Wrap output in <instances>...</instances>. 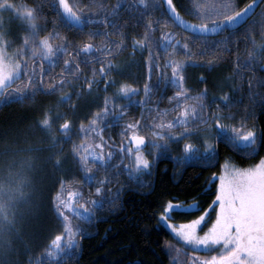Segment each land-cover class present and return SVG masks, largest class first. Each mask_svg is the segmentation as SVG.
Listing matches in <instances>:
<instances>
[{
	"label": "snow or ice",
	"instance_id": "1",
	"mask_svg": "<svg viewBox=\"0 0 264 264\" xmlns=\"http://www.w3.org/2000/svg\"><path fill=\"white\" fill-rule=\"evenodd\" d=\"M257 5L258 0H249L242 7L234 0H191L188 9L183 4L178 6V0H121L111 6L103 0H76L75 3L70 0H0V101L7 103L26 97L33 100L32 106L38 114L31 119L47 138L46 147L50 151L46 159L56 171H62L64 162L71 160L83 174V182L99 185L94 188L99 198H87L93 207L103 206L105 196L100 194L110 191L104 185L121 175L120 165L111 164L114 156L121 163L128 158L130 163L123 165V171L130 177L151 175L160 155L169 150L170 143L178 141H184L180 160L197 159L212 164L221 139L247 156H257L244 166L225 159L219 173L212 174V180L219 182L214 198L202 211L196 200L185 203L173 197L163 203L159 219L188 245L204 246L209 251L218 249V253L213 251L210 257L200 258L202 264H264V155H260L264 129L248 125V120L256 115L255 109L258 106L264 109V8L258 17L248 20ZM180 7L194 13L201 22L183 18ZM121 8L128 12L135 10L132 25L123 20ZM93 20L103 27L89 29ZM61 23L65 27L79 28L80 34L86 37L71 51L70 41L59 31ZM169 23L178 24L192 35L181 38L177 32L167 29ZM225 29L230 30L228 36L210 39L211 35ZM157 31L162 39L154 37ZM96 36L103 38L100 43L93 39ZM241 39L245 45L243 54L239 53ZM57 40L59 42L54 43ZM129 48L128 55L133 58L137 51L147 52L142 56L145 68L142 83L129 79L133 75L129 68L137 63L135 59H116ZM180 53L183 58H179ZM58 54L62 67L59 72H53L52 67L57 64L53 58ZM225 59L228 61L225 67L231 71L219 86L229 91L208 98L207 84L195 94L185 86L187 67L211 71ZM46 61L49 67H45ZM81 64L87 68H81ZM153 70L159 73L160 79L170 81L178 89L166 97L171 107L159 106L165 99L163 96L149 104L153 95ZM81 78L89 94L93 85L104 93L103 103L84 119L78 116L74 119L75 105L68 102L73 95L83 94L73 83ZM199 79L204 83L208 77L201 73ZM69 84L73 91L64 92ZM245 88L243 95L249 103L245 105V115L239 118V127L236 123H222L227 119L236 121V114L213 111L210 104L220 101L217 108L222 104L231 109L244 102L234 93ZM110 89L111 94H108ZM141 92L144 96L136 99ZM37 93L55 99L37 104ZM119 100L125 103H118ZM133 104L140 106L139 118L128 117ZM62 106L72 108L73 112L61 110ZM114 125L119 127V142L104 134L106 128ZM73 135L78 139L73 140ZM193 135L199 136L202 148L186 139ZM66 141L69 142L67 152ZM93 165H98L95 171ZM110 165L115 171L96 179V173L107 170ZM57 184V191L50 200L63 221V231L55 234L46 248L52 258L71 256L76 246L75 237L81 229L73 224L68 213L84 219L90 215L87 204L74 202L84 199L81 181H77L75 175L58 176ZM25 185L35 187L27 177H21L15 185L11 180L0 179V257L3 258L0 264H5L8 253L19 255L30 250L24 239L25 234L30 235L25 223L20 222L17 227V221L9 219L10 214L15 217L11 209L20 202L36 209L28 220L29 225L37 215L42 201L32 199L33 191L26 194ZM120 190H116L108 203L114 206ZM81 209L85 211L82 213ZM174 211L199 214L174 224L169 219Z\"/></svg>",
	"mask_w": 264,
	"mask_h": 264
},
{
	"label": "trees",
	"instance_id": "2",
	"mask_svg": "<svg viewBox=\"0 0 264 264\" xmlns=\"http://www.w3.org/2000/svg\"><path fill=\"white\" fill-rule=\"evenodd\" d=\"M70 2L75 3L76 0H70ZM103 2L111 6L121 2V0H103ZM234 2L242 7L249 0H234ZM180 4L187 6L188 9L191 8V0H178V6ZM262 8H264V0H258V5L252 15L248 17V20L250 21L254 17H258ZM180 12L187 20L200 22L198 17L186 10L185 7H180ZM158 13L159 10H157ZM120 14L123 20H128L129 25L135 22V10L128 12L124 8H121ZM49 15L53 14L49 13ZM129 17H132V19H129ZM102 27L103 25L97 23L95 20L88 25L89 29ZM167 29L177 32L181 38L184 35H192L191 32H184L181 27L172 23L167 25ZM136 30L139 31L141 29L138 26ZM59 31L62 36H66L70 41V51L77 43L86 39V37L80 34L79 28L65 27L63 23L60 24ZM229 32V29H225L219 32L218 35L210 37V39L218 40L223 36H228ZM153 35L158 40L162 39L158 31ZM93 39L96 43H100L103 38L96 36ZM58 42V40L54 41V43ZM238 45L239 53L243 54L245 47L243 39L238 41ZM159 50L163 53L162 48ZM130 51V48L125 49L116 59L123 61L135 59L137 63L129 68V71L133 74L129 79L130 82L135 80L142 83L145 78L142 56H146L147 52L141 53L137 51L133 58L128 55ZM224 55L228 56L230 54L224 53ZM179 58H183L182 53L179 54ZM53 59L57 61V64L52 67V71L59 72L62 67V64L59 63V54ZM227 63L228 61L225 59L211 71L203 67H187L185 69V86L195 94L204 87V84H207L208 98L213 95H221L223 91H229V89H222L219 86L223 82V78L231 71L225 67ZM160 64H164L163 55H161ZM45 67H49L48 62H45ZM81 68L86 69L87 65L81 64ZM167 71L170 73V70ZM201 73L208 77L204 83H201L199 79ZM158 80L159 86L157 87L156 82ZM214 80L216 83H213ZM151 81L153 82V95L149 104L154 103L163 96L165 99L159 106L171 107L166 97L172 95L178 89L170 81L165 82V80L160 79L159 73L156 70L152 72ZM73 83L80 88L83 94L79 97L73 95L68 103L75 105L73 118L75 119L78 116L80 119H84L90 111L102 105V95L104 93L98 91L96 85H93L91 94H89L83 78L73 81ZM82 85L83 87H81ZM63 91L72 92V85H66ZM246 91L247 89L245 88L242 92L234 93L235 96L243 99V103H237L231 109H228L222 104L217 108L216 105L220 104V101H216L210 104L211 110L234 112L237 120L227 119V121H230V124L236 123L237 127H239V118L245 115V105L249 103L243 95ZM108 94H111V89ZM142 94L143 92L136 99L142 98ZM51 99H55V97L45 96L43 93H37L35 97L37 104L43 100ZM117 102L125 103L124 100ZM32 105L33 100L27 97L13 99L7 103L0 101V165H3L6 172L15 173L18 176L21 172L25 171L18 168V166H22L24 161L30 159L31 164L34 167L37 165L38 171L40 170L38 174L43 172L40 175V182H38L41 190L40 193L38 192L37 197L42 201L40 205L41 211L38 212L40 214L39 222L36 224L31 223L26 227L29 232L41 233L25 239L28 241V248L30 250L19 254L18 264H58V262L59 264H202L200 258L210 257L213 251L218 253V249H213L212 251L206 248L196 249L171 232L163 224L162 220L159 219L162 205L168 199L179 197L185 203L191 200L198 201L200 210L202 211L214 198L215 186L219 181H213L212 174L219 173L221 170L220 164L225 159H229L237 166H244L256 160L257 156H247L242 150L238 151L221 139L217 144V156L212 164L192 162L177 165L175 163V156H178L182 152L184 141L172 142L169 153L159 157L152 168L151 175L134 177L128 176L126 171H123V165L130 163L128 158L125 157L121 163L114 156L111 164L120 165L118 170L121 171V175L118 178L113 177L112 183L104 185L110 191L106 194H100L105 196L103 206L93 207L88 203L87 198H99L98 194L94 191V188L99 185L83 182V174L71 160L64 162L62 171H56L51 167L50 162L46 159L50 151L46 147L48 143L47 138L31 119L38 114ZM65 109L70 113L73 112L72 108L62 106L61 110ZM255 111L256 115L248 120V125L252 126L254 124L258 129H264V109L258 106ZM139 113L140 106L133 104L128 110V117L139 118ZM85 123H87V120H85ZM108 123L111 124V120ZM222 123L224 122L222 121ZM118 133L119 127L114 125L106 128L104 134L106 138L110 135L116 142H119ZM191 138H194V135L186 137L188 141ZM72 139L77 140L78 138L73 135ZM64 147L67 152L69 142H64ZM260 155H264V147H261ZM97 167L98 165H93V171ZM113 171L115 170L111 165L107 170L101 169L96 173V179L99 180ZM70 174L75 175L77 181H81L80 186L84 195L83 200L75 202L87 204L88 209H90V215L88 219H84L79 223L81 231L75 237L77 243L75 248L71 250L73 254L71 256L61 255L52 258L47 255L46 248L53 236L63 231V221L57 215L54 202L50 200V197L57 191V177L68 176ZM72 187H75V185ZM118 188L121 190L119 196L114 200L113 206V204L108 203V200L115 195ZM41 193H43L42 196ZM84 211L82 209V213ZM198 214L199 212L174 211L172 212L173 216L171 219L177 222L175 224H178ZM177 248L179 252L176 251ZM193 253H195V256H193Z\"/></svg>",
	"mask_w": 264,
	"mask_h": 264
},
{
	"label": "rangeland",
	"instance_id": "3",
	"mask_svg": "<svg viewBox=\"0 0 264 264\" xmlns=\"http://www.w3.org/2000/svg\"><path fill=\"white\" fill-rule=\"evenodd\" d=\"M5 15H7V13H5ZM201 22V21H200ZM199 21L196 22V23H200ZM47 62V61H46ZM144 96V94H142ZM189 103H192V101H189ZM225 124H230V121H227V120H222ZM221 121V122H222ZM209 123H211V121H209ZM177 131H179L180 129H176ZM196 136V138H195ZM189 142L197 145L199 148H202L203 145L199 139V136L198 135H194V138H191L189 140ZM171 144V143H170ZM233 146V145H232ZM234 148H236L238 151H241V149H238L237 147L233 146ZM169 148H170V145H169ZM145 151L147 152L148 149H145ZM169 153V150L165 153H162L160 155L163 156L165 154H168ZM182 152H180L178 154V156H175V163L177 165H184V164H187V163H192V162H201V163H206L205 161L203 160H197V159H192V160H180L178 159V157L182 156ZM30 159H27V161H24L22 166H18V168L20 169H23L25 171L21 172V174H19L18 176L15 175V173H8L6 172V169L3 167V165H0V179H3L5 182H7L8 180H11L13 185L16 184V182L21 178V177H27L30 181H31V184L34 185V189L28 187L27 185H25L24 187V192L27 194L29 191H33L34 194H33V197L32 199L35 201H38V192L40 193V190L41 188L39 187L38 185V182H40V175L43 173H40V170L38 171V168H37V165L34 167L31 162ZM29 164H31V167H29ZM33 166V167H32ZM154 166V165H153ZM237 166V165H236ZM75 202V201H74ZM78 203V202H77ZM81 204V203H78V205ZM41 205V204H40ZM36 209H34L33 207H31L29 204L27 203H23V202H20L16 205H14V207L11 209V212H14L15 213V217H13L11 214L9 215V219H15L17 221V227L19 226V223L20 222H23L25 223V226L27 227L29 225L28 223V220L30 218V216L32 215V213L35 211ZM41 211V207L38 208L37 210V215L35 217V219H33L31 221V223H38L39 222V218H40V214L38 212ZM82 211V210H81ZM21 214H23V216H21ZM71 218H72V222L74 225H78L79 226V223L82 222L84 220V218H81V217H76L75 215L71 214V213H68ZM172 213L169 217V219H171L172 217ZM172 220V219H171ZM163 224L168 228V225L162 221ZM172 222L175 224L177 222H175L174 220H172ZM169 229V228H168ZM171 231V229H169ZM172 232V231H171ZM30 235L28 236L27 234H25L24 236V239L26 238H30V237H33V236H36V235H39L41 232H29ZM5 235H9L8 233H5ZM176 235V234H175ZM178 237V236H177ZM66 239V237H65ZM26 241V240H25ZM193 246V245H192ZM196 249H205L204 246H200V247H196L194 246ZM18 254L16 253H8L7 254V260L5 261V264H18L19 261H18ZM0 259H3L2 257H0Z\"/></svg>",
	"mask_w": 264,
	"mask_h": 264
},
{
	"label": "water",
	"instance_id": "4",
	"mask_svg": "<svg viewBox=\"0 0 264 264\" xmlns=\"http://www.w3.org/2000/svg\"><path fill=\"white\" fill-rule=\"evenodd\" d=\"M184 18V17H183ZM186 19V18H185ZM189 21V20H188ZM190 22H192V21H190ZM176 25H178V24H176ZM179 26V25H178ZM180 27V26H179ZM219 33H217V34H213V35H211L210 37H212V36H216V35H218Z\"/></svg>",
	"mask_w": 264,
	"mask_h": 264
},
{
	"label": "flooded vegetation",
	"instance_id": "5",
	"mask_svg": "<svg viewBox=\"0 0 264 264\" xmlns=\"http://www.w3.org/2000/svg\"><path fill=\"white\" fill-rule=\"evenodd\" d=\"M79 202V201H78ZM76 203V202H75ZM78 205V203H76ZM82 210V209H81ZM84 210V209H83Z\"/></svg>",
	"mask_w": 264,
	"mask_h": 264
}]
</instances>
